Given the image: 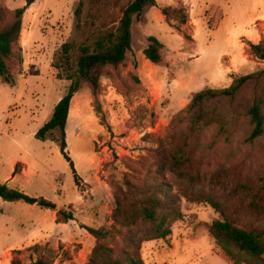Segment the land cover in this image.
<instances>
[{
    "label": "rangeland",
    "instance_id": "obj_1",
    "mask_svg": "<svg viewBox=\"0 0 264 264\" xmlns=\"http://www.w3.org/2000/svg\"><path fill=\"white\" fill-rule=\"evenodd\" d=\"M80 3L37 0L23 16L8 63L15 84L0 77V184L53 201L75 220L58 223L54 211L0 198L5 207V212L0 209V247L22 246L34 235L22 248L0 251V264L14 259L32 264L42 256L52 264H248L246 255L235 252L230 257L209 228L230 219L245 230H264V130L251 141L254 125L248 114L260 98L264 116V77L248 82L233 99L206 105L194 124L193 97L175 93L179 72L172 66L173 54L162 50L159 65L144 62L148 38L141 36L140 24H134L126 62L102 69L96 91L82 82L72 100L67 152L79 175L77 185L60 152L59 133L45 142L36 134L67 94L72 83L67 77L78 69L81 48H94L100 34L118 23L129 1L83 0L78 18ZM198 4L192 8H205L207 30L219 28L229 5L221 0L207 2L208 8ZM24 6L25 0H0L2 26L12 23L16 10ZM250 6L263 10L264 0H251ZM168 9L167 22L184 44L180 53L190 59L202 55L192 27L182 23L183 16L189 20V8ZM258 21L263 20L251 21L247 28L259 31ZM153 29L162 32L157 24ZM169 38L163 37L166 43ZM244 42L248 57L232 79L205 89L221 91L236 78L264 71V61L252 54L253 43ZM65 44L71 45L69 54L64 53ZM212 44L205 47L209 54L203 60L188 62L180 72L211 70L212 54L225 46L219 39ZM225 58L230 61L229 55ZM152 201L159 205L157 219L171 230L165 239H156L154 223L142 218ZM85 228L99 231V238Z\"/></svg>",
    "mask_w": 264,
    "mask_h": 264
},
{
    "label": "trees",
    "instance_id": "obj_2",
    "mask_svg": "<svg viewBox=\"0 0 264 264\" xmlns=\"http://www.w3.org/2000/svg\"><path fill=\"white\" fill-rule=\"evenodd\" d=\"M37 0H25V6L16 10L15 20L2 26L4 13L0 10V77L8 85L15 84V78L8 63L13 58V46L19 42L22 32V20L25 12ZM83 0L76 10V16L79 18L82 12ZM129 4L122 9V17L116 25L110 27L107 33L100 34L95 42L94 48L89 46L81 48V57L78 61V69L74 74L67 77L72 81L67 94L60 100L54 109L53 116L36 134V139L45 142L57 132L60 135L59 149L69 164L73 173L76 184L78 185L79 175L77 173L74 161L67 152V124L71 109V103L74 96L79 92L82 82L90 84L96 91L99 87V78L102 69L108 67H118L127 60V54L132 49L133 25L145 22V13L148 9L157 6L156 0H128ZM168 8L163 9L165 16L169 15ZM182 13L181 10L176 11ZM182 23L186 24L187 19L183 16ZM252 54L260 61H264V41L259 44H250ZM70 44L64 45V53L69 54ZM164 45L156 38H148V46L144 50V55L148 61L154 65L163 62L162 50ZM264 77V71L236 78L233 84L224 90L216 91L205 89L196 93L190 104L193 123L198 124L206 105L222 98L233 99L242 88L250 81H258ZM263 102L256 98L249 109V116L254 129L251 135V141L256 140L263 134L264 116L262 112ZM213 121L210 122L212 124ZM17 174V168L14 175ZM0 198L5 202H23L31 206H38L45 210H51L57 214L58 223H68L74 221V214L58 209L57 204L44 197H31L17 189L10 188L7 184H0ZM159 205L156 202L152 205H146L142 210V218L146 221L153 222L157 230L156 239H165L171 234V230L165 229L162 220L157 219L156 214ZM92 236L99 238L100 232L91 228H85ZM209 232L222 249L230 256L234 257L235 252L246 255L248 264H264V230L252 229L245 230L239 228L230 220L215 221L209 228ZM39 246H35L37 250ZM19 254L20 251H14ZM53 261L42 256L33 261L32 264H52ZM12 264H20V261L14 259ZM110 264H124L121 261H114ZM127 264V263H125ZM128 264H143L142 261L131 260Z\"/></svg>",
    "mask_w": 264,
    "mask_h": 264
},
{
    "label": "crops",
    "instance_id": "obj_3",
    "mask_svg": "<svg viewBox=\"0 0 264 264\" xmlns=\"http://www.w3.org/2000/svg\"><path fill=\"white\" fill-rule=\"evenodd\" d=\"M196 1L198 0H156L157 6L146 11L145 22L140 23L139 27L140 34L143 38L156 37L164 45L163 51L170 50L173 54L174 61H171L173 63L172 66L178 67L179 72V74H177L179 78L174 80L175 84H177V87H175V93H178L179 95L186 94L189 95V97H193L194 94L205 88H215L216 85L222 83V81L228 82L231 80L233 72H236V69H239L240 65L248 57V55L245 54L246 47L248 46L244 41L247 40L253 44H258L264 39V9L256 12L254 10L255 8L252 9L250 6L251 0H221L223 1V4L229 5L228 14L221 26L211 31H208L206 27L208 19L206 16L207 11H205V8H202L199 4L204 3L205 7L208 8L210 6L207 5V2H212L214 0H199V4ZM232 1H234V5ZM195 4L199 5L198 10H193L192 5ZM230 4L233 5L235 11L234 9L231 10ZM177 6H187L189 8V20L185 25L192 27L195 33L194 37L196 38L194 45L195 47L199 45L198 51L199 48L201 49L200 52L202 55H195V58L192 59L186 56L188 55L187 53H180V48L184 44H181L182 41L175 38L173 32L177 30L168 24L167 16L162 12L163 9L175 8ZM193 11H195V17H192L191 15ZM258 18L263 20L257 22L261 29L259 31L249 30L247 28L248 24ZM235 21H238V24H235ZM156 24L162 28V32L153 29V26ZM235 25H237V29L235 28ZM236 34H240L238 37L241 39V43L239 44L235 43ZM164 36L171 37L166 40L167 43L163 39ZM218 39L222 41L225 46L223 49L217 51L216 54H212L214 56V67L211 70L206 68L202 72L188 73L186 70L182 71L183 73L180 72V68L183 67V65L186 66L188 62H200L203 60L201 59L202 56L209 54L208 51L205 50V47L212 48V43ZM147 46L148 45H146V48ZM226 55L230 56V61L226 60ZM146 61L148 60L145 59L144 62ZM0 209L5 212L4 205L0 206ZM33 239L34 235L32 234L27 242ZM26 243L23 245H26ZM23 245L0 247V251L6 253L11 249L22 248Z\"/></svg>",
    "mask_w": 264,
    "mask_h": 264
}]
</instances>
